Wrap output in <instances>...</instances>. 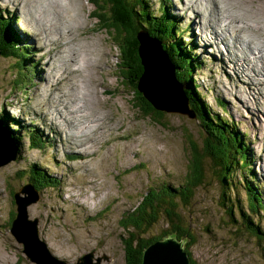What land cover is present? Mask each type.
<instances>
[{"label": "rangeland", "instance_id": "rangeland-1", "mask_svg": "<svg viewBox=\"0 0 264 264\" xmlns=\"http://www.w3.org/2000/svg\"><path fill=\"white\" fill-rule=\"evenodd\" d=\"M4 1L0 0V16L2 20L10 19L9 29L22 47L18 51H23L25 59L29 60L22 62L0 54V118H15L19 123L11 121L18 131L10 126L5 128L19 138V154L15 157L10 137L0 128L4 134L1 142L7 140L10 148L5 150L11 149L9 155H12L10 161L0 164V264H38L23 253V244L18 242L13 230L18 214L14 195L32 196L30 189L27 193L20 191L23 184L30 183L32 164L44 170L52 185L39 188V200L27 207L29 219L37 221L39 238L57 256L59 264H128L122 234L125 238H135L131 242L135 247L141 244L140 239L159 237L170 231L171 223L182 225L190 234L187 244L183 243V250L188 252L191 264H264V64L257 66L255 62L259 63V57L247 51V44L260 46L263 43L264 48V24L238 26L235 31L232 22L225 25L227 20L260 19L263 23L264 0L166 1L167 10L177 15L180 28L186 31L184 42L186 45L195 42L196 53L205 61L198 71L193 69L197 72L193 81L206 104L203 112L207 116L202 119L197 114L192 117L181 114V102L176 97L177 81L165 63L164 54L156 43L149 41L154 62L156 58L159 60L154 66L148 55L145 68L154 70L156 67L157 70L149 73L153 77L149 84L152 90L145 99L167 112L162 122L155 114L145 112L148 115L145 116L140 111L128 81L122 79L117 66L119 52L115 41L129 35L133 43V27L130 33L126 30L107 33L101 29L98 19L92 17L95 7L88 0H76L79 17L83 20L81 26L71 24L73 21L65 9H59V13L49 11V18H44L35 0H27L28 5L24 3L26 0ZM59 1L61 5L70 4L69 0ZM110 1L112 11L117 13L116 2L124 0ZM161 2L149 0V5L158 12ZM98 3L102 7L105 0ZM113 17V13L106 17L112 26ZM52 18H60L61 30L52 26ZM51 32L56 42H52ZM61 32L64 33L62 38ZM115 34L119 39L115 40ZM212 34L218 35L215 38ZM142 35L137 37L147 45ZM64 49H68L67 53ZM98 50L102 54L99 62H95ZM68 58L71 63L77 58L87 62V67L82 73L81 65L72 67L80 69L73 74L65 68ZM59 67L74 76L75 85L67 110L72 127L66 122L63 126L46 121L54 114L53 108L61 109L65 100L62 96L56 99L63 92L60 81L55 88L52 83L57 80L55 74ZM136 84L137 92L142 93L141 87L149 89L142 79ZM158 96L161 101L156 100ZM93 114L101 120L102 127L97 129H103L94 140L82 142L78 147L82 152L75 150V143L68 139L63 142L66 135H71L70 130L75 131V126L86 130L87 118ZM203 124L210 129L215 125V130L209 131ZM224 125L231 127L221 136L225 142L237 147L241 144L239 135L243 137L244 158L238 164L228 165L230 158L220 155L211 168L206 165L198 187L192 180L194 164L190 161L192 151L187 148L186 134L202 146L204 135L209 142L218 141L221 135L218 128ZM27 129L37 130L46 146L30 145ZM92 134L93 130L83 138ZM212 146L209 143L208 149ZM53 177L57 179L56 184ZM169 186L191 192L190 198L178 195L173 213L166 211L172 214L173 220L162 211L160 214L151 209L145 210L142 218L137 205H142L143 194L151 187L161 190L160 199L166 200L165 189ZM154 200L158 203L157 198ZM12 213L15 216L10 224ZM152 216L157 220L145 226L143 219ZM129 217L130 226L125 228L120 222ZM133 220L139 221V226H135ZM250 222L258 226L257 233L252 232L256 227ZM142 260L143 256L141 263Z\"/></svg>", "mask_w": 264, "mask_h": 264}, {"label": "trees", "instance_id": "trees-1", "mask_svg": "<svg viewBox=\"0 0 264 264\" xmlns=\"http://www.w3.org/2000/svg\"><path fill=\"white\" fill-rule=\"evenodd\" d=\"M95 8L92 9V17L98 19V23L101 24V29H105L107 33H110V31H128L130 33L132 28V34H133V40L134 42L131 43L130 36H126V38H123L121 41H115L116 47L119 52V62L117 61L118 69L120 70L122 79H125L128 81V86L131 88V91L133 93L134 101L136 102V106L140 109L141 112L144 113L145 116H148L146 113L151 112V114H155L156 117L161 121V118L164 116H167V112L163 108H159L154 102L148 101L145 99V96L147 95L145 92L144 87H141V92L143 93V96L136 91V82L137 80H141L145 76L146 69L145 65L147 60L144 58L143 50L146 51L149 55V59L152 61V65L156 66L158 58L154 59L152 58V51L149 48V41L151 43H156L159 50L164 54L169 68L172 70V75L174 79L177 81L178 86L181 85L182 88H180V91L182 89V101L181 105L183 106L185 103L187 104L188 109L186 111H190L192 114H197L198 118L203 117L205 118L207 116L206 113L203 112V109L206 107V104L203 102V98L201 94L197 91L194 81H193V75L196 74L200 68L203 67L205 64V61L203 58L199 57L196 53V43L190 42L186 43L184 42V28H180L181 21L178 19L177 15L171 14L167 8H166V1L168 0H162L160 8H158V12H154V10L149 5V0H124L122 2H116V12H113V4L110 0H105V3L102 5V7H99L98 0H88ZM112 5V7H110ZM105 7H108L107 9ZM98 8V9H96ZM99 9L101 11H99ZM124 9V10H123ZM124 11V12H123ZM122 12V13H121ZM100 13V14H98ZM115 17H113L114 26L111 25V23L107 20L106 17L111 16V14ZM107 14V15H106ZM102 15H106L104 19H101ZM120 15V16H119ZM17 21V19H16ZM108 21V22H107ZM9 18H4L2 20V17L0 16V54L4 56H10L15 58L16 60L27 61L29 59H25V53L22 51H18L22 47L20 46V43L15 40L14 33L9 29ZM15 25V22H14ZM113 27V28H112ZM189 26H186V28ZM113 31V32H114ZM144 36V39L147 42V45L143 43L141 39H138L137 35ZM119 39V36L115 34V40ZM148 40V41H147ZM185 43V44H184ZM26 48V47H25ZM154 52V51H153ZM121 56L123 57V60L121 62ZM126 57V58H124ZM157 60V61H156ZM195 68V69H194ZM194 69V70H193ZM158 75V73L156 74ZM145 93V94H144ZM185 106V105H184ZM147 107V108H146ZM186 107V106H185ZM146 112V113H145ZM182 114V113H181ZM182 115H185V112H183ZM156 118V120H158ZM0 124L3 125L4 128H8L10 125L6 123L5 118H0ZM203 127H206L209 131L215 130V125L210 129V127L207 124H203ZM12 128V127H11ZM18 131L17 128H13ZM234 129V128H233ZM231 130L230 126L224 125L223 127L219 126L218 131L220 132V137H218V141H212L209 142L204 133L205 142L204 145L198 146V143L195 142L189 134H186V137L189 139V141L186 139L187 148L192 151V158L190 161L194 164V173L195 175H192V180L196 183V185H199L202 183V174L204 170H206V165H208L211 168L212 162H217L220 159V155L226 154L230 160L228 161V165L232 164H238V161L243 160V151L245 150V147L242 146L244 144V139L239 135L241 144L240 146L234 147L232 146V142H225L223 138L221 137L226 131ZM29 134V144L33 145V147H40L44 148L46 146L45 140L41 137V134L36 130L33 133L28 130ZM10 139L12 142V146H14L15 155L19 154L18 152V146H19V138L14 133L10 132ZM35 140V142H34ZM33 141V142H32ZM229 141V140H227ZM213 145L212 147H209V143ZM41 144V145H40ZM200 147L202 150H199ZM14 155V156H15ZM73 156V155H72ZM75 159V158H74ZM226 166V164H224ZM244 170V168H243ZM30 176L29 181L30 183L23 184L29 185L30 190L39 192V188L46 186L51 187L52 182L50 181V177L46 176L44 170L37 166L36 164H32L31 170H29ZM54 178V177H53ZM43 179V180H42ZM55 184L57 183V179L54 178ZM224 181L227 183V180L224 179ZM251 187L253 189L254 186L250 183ZM21 187V188H22ZM233 187V185H232ZM162 193L161 190H153L148 189L142 196V205H137L138 214L141 213V217L143 218V214L145 210L151 209L153 212H159L160 214L165 213L167 215V218L172 221L171 215H169L167 212L173 213L176 208L175 199L179 198L178 195H183L184 198H190L191 192L188 191L186 188L183 189H177L174 187H168L165 189V192H167L166 200L160 199V194ZM256 193V192H255ZM187 194V196H186ZM155 198L158 199L154 200ZM158 208V210H157ZM143 210V212H142ZM162 211V212H161ZM167 211V212H166ZM129 212V211H128ZM254 212V211H253ZM130 213V212H129ZM146 215V214H145ZM15 216L14 213L11 214L10 221L8 223L11 224V220ZM130 216V215H129ZM136 217V216H135ZM177 219V217L175 215ZM132 220V219H131ZM130 217L127 220L121 221L120 223L125 228H128L130 225L129 222H131ZM157 218L155 216L149 217V219H143L142 222L145 223V226H150L151 223L155 222ZM132 223L135 226H139V221L133 220ZM250 225L256 228H252L253 233H257L255 231H258V226L253 225L252 222H250ZM171 230L165 232L162 236L154 237L151 239L142 240L140 239L141 244L136 245L135 247L132 246V241H135V238L130 239L123 237L122 239L123 244L125 246L126 250V261H128V264H140L141 263V257L143 255L144 249L149 245L157 240L164 239L166 237H174L177 240H181L186 242V240L182 237L190 236L189 233L181 226L179 225H173L171 223ZM10 228V227H9ZM132 237V235H130ZM130 239V240H128ZM139 239H137L138 241ZM187 244V242H186ZM186 250V249H185ZM187 252V251H186ZM188 253V252H187ZM189 255V254H188ZM190 257V256H189ZM191 260V258H190Z\"/></svg>", "mask_w": 264, "mask_h": 264}, {"label": "bare ground", "instance_id": "bare-ground-1", "mask_svg": "<svg viewBox=\"0 0 264 264\" xmlns=\"http://www.w3.org/2000/svg\"><path fill=\"white\" fill-rule=\"evenodd\" d=\"M36 1V4H37V6L40 8V13L43 15V17L44 18H46V16H48L47 14H48V12L49 11H58V13H59V9H65V10H67L68 11V13H69V15H70V18H71V20L73 21V22H71V24H73V25H78V26H81V24H83L82 22H83V20H82V18H80L79 17V5H77V2H76V0H69L70 1V4L69 5H61V2L59 1V0H35ZM80 1V0H79ZM217 1V0H216ZM244 2H246V0H243ZM260 1V0H259ZM3 2H5L4 0H3ZM27 2V0L24 2V3H26ZM253 2V1H252ZM264 2V1H263ZM83 2L81 1V3H79L80 5L82 4ZM250 3V2H249ZM248 3V4H249ZM259 3V2H258ZM254 4V3H253ZM20 5H21V3H20ZM26 5H28L27 3H26ZM251 5V4H250ZM261 5V4H260ZM263 5V4H262ZM81 7V6H80ZM83 7V6H82ZM13 8H14V6H13ZM231 8V7H230ZM262 8V7H261ZM256 11H258V9H256V8H254ZM260 10V9H259ZM263 10H264V8H263ZM61 17H63L64 18V15H62ZM48 18H49V16H48ZM263 20H264V18H262ZM260 20V19H259ZM259 20H257L258 21V23H262V20L261 21H259ZM221 21V20H220ZM41 22H43V21H41ZM51 23H52V26L53 27H58V29L59 30H61V20H60V18L59 19H51ZM63 23V22H62ZM64 23H66V22H64ZM231 23V22H230ZM264 23V22H263ZM35 27H36V24L34 25ZM71 26V25H70ZM232 29L235 31V30H237V27L238 26H240V27H242L241 25H240V21H237L236 23H232ZM230 26V27H231ZM64 27V26H63ZM223 28V27H222ZM243 28V27H242ZM68 31V30H67ZM44 33V32H43ZM70 35H71V30H70ZM64 33L63 32H61V38H62V35H63ZM48 35H49V33H48ZM66 35V34H65ZM234 35V34H233ZM50 37H51V39H52V42H56L55 40H53L54 38H55V35H54V33L53 32H51L50 33ZM244 39V38H243ZM252 39V38H251ZM263 44V43H262ZM261 44V45H262ZM260 45V46H261ZM254 49H257V51L260 53V57H261V64H264V49H262L261 48V50H260V48H258V47H253ZM64 50H66V49H64ZM68 50V49H67ZM67 50L65 51L66 53H67ZM57 54V53H56ZM101 54H102V52H101V50H98V58L96 59V60H94L95 62H99V59L101 58ZM143 54H144V58L146 59V60H148V53L146 52V51H144L143 50ZM55 55V54H54ZM53 57H51V59H52ZM68 61L66 62V63H64L65 64V68L66 67H68L69 68V72H71V73H76V72H78L79 70L78 69H72V67H73V63H71L70 62V59L68 58L67 59ZM64 62V61H63ZM70 62V63H69ZM95 62H93V63H95ZM41 63L43 64V63H45V61H41ZM44 66V65H43ZM97 66V63L96 64H93V67H96ZM61 67V66H60ZM57 68L56 70V74H55V77L57 78V80H56V82H52L53 83V88H55V86H56V84H57V82L58 81H60V85H62L61 86V89H62V94L61 95H58V97L56 98V99H58L59 98V96H62V97H64L65 98V100L63 101V104H62V106H61V109H59V107L58 106H53L52 108H53V110L55 111L54 112V114L50 117V119H48V120H46V121H49L51 124H53V125H60V124H62L63 126L65 125V122H66V124H68L70 127H72V125H71V121H70V117L68 116V114H67V110H69L68 109V103H69V96H70V92H71V88H72V86H73V80H74V76H73V74H71L70 76H69V73L67 72V71H63V67L62 68ZM81 66L80 65H78L76 68H80ZM167 67L169 68V66L167 65ZM155 70H157V68L155 67L154 68V70H152L151 68H147L146 69V74H145V76H144V78L142 79V83L143 84H145L149 89H146L145 90V92H146V94H148V91H150V90H152L151 88H150V82H153V77H151L150 76V72L151 71H155ZM169 70H170V68H169ZM58 71H60V72H58ZM60 73H61V75H60ZM60 75V76H59ZM63 75H64V78H63ZM90 75V74H89ZM263 75H264V73H263ZM39 78H41L42 76L41 75H37ZM59 76V77H58ZM65 79V80H64ZM99 85V84H98ZM180 87V86H179ZM73 89V88H72ZM140 89V88H139ZM95 90V88L93 89V90H89V92L90 91H94ZM140 91H141V89H140ZM53 93V92H52ZM140 93V92H139ZM96 94V93H95ZM140 94H142V93H140ZM71 99V98H70ZM80 99H81V97H80ZM95 99V95H94V97H93V100ZM60 100V99H59ZM88 100V99H87ZM156 100H158V101H161V97L160 96H158V97H156ZM79 101V100H78ZM81 101H82V99H81ZM59 102V101H58ZM57 102V103H58ZM73 102V101H72ZM83 102V101H82ZM80 104V103H79ZM61 105V104H60ZM74 106V105H73ZM79 106H82L81 104L79 105ZM75 107V106H74ZM33 110V109H32ZM34 111V110H33ZM80 111V110H79ZM53 112V111H52ZM94 112V111H93ZM58 115V116H57ZM60 115V116H59ZM39 116V115H38ZM72 116V115H71ZM87 116V115H86ZM89 116V115H88ZM55 117H57V118H59L58 120L57 119H55ZM46 118V117H45ZM75 118V117H74ZM97 118H98V120H100V117H98L97 116ZM97 118H96V120H97ZM95 121L94 119H93V121L94 122H98V123H95L94 124V126H93V131H95V130H98L97 128H98V126H101L102 127V124H101V120L100 121ZM53 121V122H52ZM55 121V122H54ZM75 121V120H74ZM81 121V120H80ZM78 122V121H77ZM88 124V123H87ZM74 125V124H73ZM59 127V126H58ZM76 127V126H75ZM4 131H5V133L7 134V137L9 136V132L5 129V128H2ZM103 128H101L100 129V133H101V130H102ZM14 130V129H13ZM92 132V131H91ZM90 132V133H91ZM69 133L71 134V135H73V133H74V135H76V136H72L71 137V135H66L65 137H64V140H63V142L64 143H66V140L68 139L69 140V142H73V143H75L74 144V146H75V148H77V149H75V150H77V151H81L82 152V149H80V150H78V147H80L81 145H83L82 144V142L83 141H85V142H88V141H90L91 139H95V137H86V138H79L81 135H79V133L78 132H76V131H72V130H70L69 131ZM10 137V136H9ZM5 138V137H4ZM72 138H74V139H77L78 141H75V140H72ZM3 139V134H2V132L0 131V164H2L3 163V161L5 160V161H10L9 160V158H12V155H9L10 153H11V149H9V150H5V149H8L9 148V146L7 145V140L5 141V142H1V140ZM53 141H54V139H53ZM50 142V141H49ZM64 147V146H63ZM87 147V146H86ZM65 148H69V147H65ZM87 150V149H86ZM14 155H15V153H14ZM15 157V156H14ZM30 192L32 193V196L30 197V198H27L26 200H29L30 201V204H33V203H36L38 200H39V195H38V199L37 200H33V198L35 197V194L32 192V190H30ZM34 195V196H33ZM25 202H27V201H25ZM29 204V205H30ZM28 205V206H29ZM19 212V214H17V216H16V218L14 219V217H13V219L15 220V222H14V226H13V230H14V233H15V237H16V239H18L19 240V237H21V233H20V231H19V229H21V228H31V227H33V226H35V222H37L36 220H31V219H29V214H28V211L27 212H25V211H18ZM19 215H20V217L21 218H19ZM25 230V229H24ZM38 233H39V231H38ZM158 241V240H157ZM184 251V250H183ZM185 252V251H184ZM186 253V252H185ZM187 255H188V253H186ZM188 259H189V262H190V257L188 256ZM191 264V263H190Z\"/></svg>", "mask_w": 264, "mask_h": 264}, {"label": "water", "instance_id": "water-1", "mask_svg": "<svg viewBox=\"0 0 264 264\" xmlns=\"http://www.w3.org/2000/svg\"><path fill=\"white\" fill-rule=\"evenodd\" d=\"M164 59H165V63H167L166 58ZM176 97L180 101L183 100L182 93L179 90V87ZM184 105L183 106L181 105L179 110L181 112H185V114L188 117H192L194 114H192L189 110L186 111L188 107L186 103ZM179 110L177 109V111ZM7 145L9 146L8 142ZM27 189H30L29 185L23 186L20 191L23 193H27L26 192ZM32 192L35 194L33 200H37L38 193L36 191H32ZM26 199L27 198L25 196L21 197L18 195V193L14 195L15 204L17 206L16 212L18 214H19L18 211L20 210L27 212V207L30 204V201ZM19 218H21L20 215ZM19 231L21 233V237H19L18 242L23 244V253L30 261L36 262L38 264H59L57 262L58 260L56 259L57 256L52 254L46 242L43 239L39 238L38 236L39 229L37 226V222H35V226L31 228H21L19 229ZM183 238L187 240V237H182V239ZM183 243L181 240L180 242L175 240L174 237H166L164 239L162 238L154 242L152 245L148 246L143 251V255H142L143 260L141 264H190L188 255L183 251ZM90 256H92V254H89V257ZM60 264H66V263L60 262Z\"/></svg>", "mask_w": 264, "mask_h": 264}, {"label": "flooded vegetation", "instance_id": "flooded-vegetation-1", "mask_svg": "<svg viewBox=\"0 0 264 264\" xmlns=\"http://www.w3.org/2000/svg\"><path fill=\"white\" fill-rule=\"evenodd\" d=\"M0 127H1V128H4L2 124H0Z\"/></svg>", "mask_w": 264, "mask_h": 264}]
</instances>
